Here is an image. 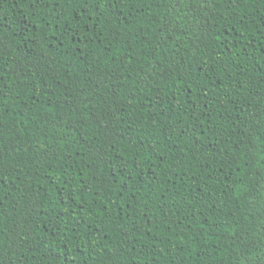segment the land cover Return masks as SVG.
Instances as JSON below:
<instances>
[{
  "label": "trees",
  "instance_id": "1",
  "mask_svg": "<svg viewBox=\"0 0 264 264\" xmlns=\"http://www.w3.org/2000/svg\"><path fill=\"white\" fill-rule=\"evenodd\" d=\"M0 264H264V0H0Z\"/></svg>",
  "mask_w": 264,
  "mask_h": 264
}]
</instances>
